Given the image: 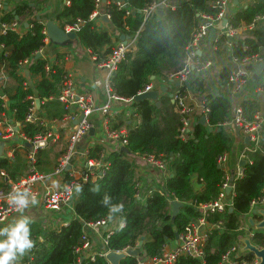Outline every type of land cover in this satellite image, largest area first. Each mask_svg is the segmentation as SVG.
Masks as SVG:
<instances>
[{
	"label": "trees",
	"instance_id": "1",
	"mask_svg": "<svg viewBox=\"0 0 264 264\" xmlns=\"http://www.w3.org/2000/svg\"><path fill=\"white\" fill-rule=\"evenodd\" d=\"M103 1V12L108 16L110 30L99 28L94 20H89L93 0H69L67 5L63 3L54 20L61 28L78 25L74 43L85 49L95 64L106 60L119 41V35H127L129 38L135 35L132 49L124 53L109 78L111 90L117 96L128 99L127 102L116 103L128 105L129 117L119 113L107 118L108 129H124L121 138L125 140L126 151L119 148L111 150L105 159L108 167L104 175L81 184L71 201L74 217L66 226L56 229L29 218L33 221L30 224V238L34 245L16 264L75 262L78 254L74 248L81 243L82 224L101 217L123 222L122 227L112 230L103 249L122 251L132 248L142 237L137 257L158 255L165 242L174 239V233H180L188 222L202 212H205L208 223L220 222L218 228L209 229L202 244L204 264H215L228 247L239 242L244 234L240 217L249 211L250 202L261 195L264 185V129L257 147L244 154L242 177L233 182L230 199L232 211L228 212L227 206L222 212L204 211L201 206L217 198L223 181V170L217 165L216 156L228 151L232 139L227 127L217 126L230 119L232 105L227 88L229 68L224 67L218 72L219 83L225 87V91H220L218 95L207 92L203 96L209 109L207 126L194 123L192 138L188 140L176 137L178 115L166 95L159 96L158 106L148 100H132L150 82V76L161 79L183 66L182 60L189 48L197 19L195 14L215 13L216 9L210 5L213 0H172L171 6L158 8L145 18L139 10L152 0H126V8L131 10L127 15L124 14V8H117L114 0ZM41 4L42 0H19L0 16V22L16 21L23 28L21 33L5 30L0 34V63H4L5 71V76L0 77V127L6 126L5 120L13 125L17 123V135L26 139H31L36 133L51 130L49 122L61 120L68 114V109L57 100L60 87L67 79V71L62 66L63 55L56 53L51 63L40 55L34 56L43 46L45 38L42 33L43 22L34 18ZM260 14H264V0H248L244 8L228 16L227 25L232 28L246 25L255 15ZM23 22L27 23L26 27ZM226 38L221 35L216 39V49ZM263 48L264 25L243 30L230 42L231 57L238 60L254 54L264 58ZM24 59H27V63L21 65ZM45 64L50 67L47 72L44 71ZM24 69L28 71L26 78L22 74ZM28 81L32 82L30 86L27 85ZM250 83L264 93V67L253 76ZM192 86L196 93L205 92L204 81L199 77L194 78ZM31 98H38L39 105L35 113L37 119L28 122L25 117ZM240 106L246 119H250L258 109L257 103L250 99L241 101ZM41 120L46 121V125L41 124ZM207 127H212L213 131L207 132ZM3 134L4 131H0V136ZM62 134L63 130L57 129V139L54 142L48 141L36 153L34 165L37 171L45 172L55 166L56 157L62 153L65 144ZM18 138L21 142L19 148L25 149L21 136ZM20 149L13 151L12 158L0 157V171L11 181L28 172V164L19 154ZM100 149L99 145H92L87 149V157L95 158ZM148 154L161 160L169 173L150 191L146 185L140 186L137 198L134 186L140 177L135 157ZM62 173L63 182H67L70 177L67 172ZM4 185V181L0 180V187ZM171 198L182 203L173 219H170ZM251 233V243L258 247L264 246V232L251 230ZM240 259L252 264L254 257L244 252ZM135 263V256H125L119 261V264ZM80 264L108 263L104 257L95 256L92 259H80ZM173 264L200 262L180 255Z\"/></svg>",
	"mask_w": 264,
	"mask_h": 264
},
{
	"label": "built area",
	"instance_id": "2",
	"mask_svg": "<svg viewBox=\"0 0 264 264\" xmlns=\"http://www.w3.org/2000/svg\"><path fill=\"white\" fill-rule=\"evenodd\" d=\"M101 0H93V9L90 12L88 18L89 20L99 19L98 16V6ZM172 0H152L150 4L139 10L143 18L148 16L150 13L155 12L159 5L162 7L171 6ZM63 3L67 5L69 0H63ZM230 3V0H213L210 5L213 9H216L215 13H197L196 23L191 33V40L189 43V48L194 49L197 47L203 38L207 35V31L210 27H217L221 19L225 17V12ZM114 4L117 8H124V14L131 13V10L126 8V0H114ZM3 0H0V16L2 15ZM105 17H108L104 13ZM264 25V14L255 15L248 24H246L243 30H251L257 26ZM223 28L218 29V33L213 39L221 36L233 37L237 33V29L230 26H222ZM78 28L77 24L67 25L63 29L66 32L76 31ZM5 30L15 31L21 33L23 31L21 23L12 21L10 23L0 22V34H3ZM44 33V28L42 30ZM216 33V31H215ZM214 37V36H213ZM135 35L131 38H127L125 43L121 41L114 45L106 60L103 63L96 64L98 68L103 72V101L100 104H96L93 101V97L90 94H76L73 89V85L70 81V77L67 74V79L64 81L60 87L59 94L57 95V100L64 104L65 108L68 109V114L62 119L67 121H74L77 119L79 114H82V118L73 126V128L68 132L65 138V144L63 146L62 153L57 157L56 164L53 168L51 175L59 176L62 172H67L70 179L67 182H63L60 185L48 186L44 191L39 192L38 185L44 183L47 175L35 169L34 160L36 153L44 147L48 141L54 142L57 139V133L52 130H46L44 133H36L31 139H26L21 136V139L28 144V148L25 151V161L28 164V172L22 177L15 181L7 179L3 171H0V179L3 180L5 185L0 187V225L5 221L12 219L13 216L18 213L14 207H10L8 204V196L13 193V188H18L21 191H27L29 193V205L32 204L31 200L35 197L37 203L49 211L57 212L61 207L67 205L72 201L74 193L80 188L81 184L88 179L101 178L107 167L108 163L105 160L106 156L110 151H107L104 146L97 152L95 158L87 157V149L84 153V160L81 162L76 158L75 144L82 138L88 131L89 128L93 126L91 121V115L93 113H99L102 117L103 130L105 136L109 139H114L118 143V146H124L125 140L121 138L123 130H110L107 126V118L111 115V109L116 102H127L128 99L121 98L117 96L110 88L109 78L113 74L116 64L122 59L124 53L132 49L134 43ZM264 51V48H263ZM36 52H41V48ZM190 50V55H192ZM263 58L257 54L244 57L240 60L235 57H230V60L234 63H243V68L234 67L230 68L227 74V87H228V97L231 98V93L239 92L242 90L243 86L248 82L249 78L252 76L251 65L255 62L261 61ZM27 59H24L21 65L26 64ZM209 65V62L198 63L191 62L184 64L179 70L169 75L172 80H175L179 85H183L189 76L196 73L199 74L201 71L205 70ZM4 63H0V77L5 76ZM49 64L44 65V71L49 70ZM152 88L151 83L145 84L138 93H142ZM34 99L31 98L30 107L28 108V113L26 114L25 121H34L37 119L36 107L34 105ZM171 102L173 105L174 112L178 115L179 125L176 130V137L180 140H188L192 138V128L193 124L197 122L199 116L204 117L205 125L207 126V114L209 112L204 100L202 99L198 104V114L194 113L193 105L187 102L185 97L180 93V91L171 93ZM230 119L228 122L222 124H217V126H223L226 124H231L237 129V131L242 135V137L248 138V144H244L242 151L239 155V160L244 159V154L247 151L254 150L257 147V142L264 129V115L259 114L257 111L253 113L250 119H246L243 116L242 108L239 103L234 104L231 107ZM61 119V120H62ZM41 124L46 125V121L41 120ZM5 136L13 133L17 129L18 124L14 125L12 122L5 120ZM212 129V127H211ZM253 143L254 147H249ZM137 158L146 164V166H152L161 171L165 170V164L153 157L151 154L148 155H138ZM227 161V152H222L216 156L217 165L223 170V166ZM68 165V169L65 167ZM74 174H78L77 177ZM242 166L236 165L231 174L223 170V181L220 184L219 192L217 198L204 204L201 208L204 211L209 212H222L228 203L225 201L226 187H230L232 190L233 182L235 179L242 177ZM140 181L135 182V196L139 198L140 195ZM149 191L152 188L148 189ZM264 203V185L261 188V195L258 199L252 200L250 202V208L254 206H260ZM206 208V209H205ZM68 221H62L60 227L67 225ZM220 222L208 223L206 221L205 212H202L200 216L194 220L188 222L182 231L177 234V239L175 240L174 246L170 248H164L158 255L153 256H136L135 264H173L178 256L183 255L187 257H192L198 259L200 264H204L202 259V244L207 237L209 229L218 228ZM123 226V222L107 219L104 217L98 218L94 221L84 222L82 224V234L80 237L81 243L74 248V251L78 254V259L70 264H80V259L89 258L92 259L95 256L104 257L108 250L103 249L106 245L107 237L110 235L114 228H119ZM53 227H57L53 225ZM88 232L97 233L100 239V248L98 250L92 249L91 238L88 237ZM251 232H248L249 237ZM136 245V244H135ZM241 244L238 242L236 244L228 247L220 256V259L215 264H247L243 259H240V255L244 252L238 253L239 246ZM125 250V249H124ZM122 250V251H124ZM255 262V258L253 263Z\"/></svg>",
	"mask_w": 264,
	"mask_h": 264
},
{
	"label": "crops",
	"instance_id": "3",
	"mask_svg": "<svg viewBox=\"0 0 264 264\" xmlns=\"http://www.w3.org/2000/svg\"><path fill=\"white\" fill-rule=\"evenodd\" d=\"M17 1L19 0H3L4 4L6 5V10L9 9ZM27 1L32 2L33 0H27ZM42 1H43V4L39 5L40 10L36 13V15L38 16V19L42 21L43 24L48 19H52L53 22L57 24L56 21L54 20V16L60 11L61 6L63 5V0H42ZM247 1L248 0H236V2H233V0H230V3L225 12V17H226L225 26H228L227 25L228 16L234 13L235 11H237L238 9L244 8ZM104 4L105 2L101 0L98 6L99 19H95L94 22L96 26H98L99 28L110 30L108 27V22H107L108 17H106L105 20L101 18L102 15L104 14L103 12ZM196 16H197V13L195 14V17ZM244 26L245 24H241L240 26L235 27L234 29L238 30L237 33L231 38L227 37L226 40L224 39L222 42L223 44H221L220 47L216 49L217 47L214 44V42L216 41H214L213 39L217 35L218 29L223 28L222 25L219 23V25H217V27L215 28L216 33L214 34L212 41H208L207 35H206L197 47H194V49H191V48L187 49L186 56L182 60L183 65L187 63H191V62H198V63L209 62V65L206 67L205 70L201 71L199 74L194 73L191 76H189L187 81L183 85H175L176 81L172 80L170 76H167V75L166 77L161 78V79L160 78L151 79L149 77L150 79L149 83H151L152 88L160 86V85L165 86L166 91H164L160 95H166L167 98H169L168 97L169 93H174L177 91L182 92V95L185 97L187 102L193 105L194 113L198 114V110H197L198 104L200 103V101L203 99V96L207 92L212 94L215 91L217 93H219L220 91L222 92V90L225 91V87L219 83L218 72L222 70L224 67H227L229 69L234 68V67L243 68L242 67L243 63L239 61L234 63L230 60V57H231L230 42L232 38H234L235 36L237 37L243 32ZM74 40L75 38L63 44H56V43L49 41L48 38L45 36L43 40V46L41 47L40 56L46 59L48 63H51L53 62L56 53L62 54L63 55L62 66L67 71V74L70 77V81L73 85L74 92L76 94H90L93 97V101L96 104H100L103 101V97H104L103 96V85H102L103 72L93 62L92 56H90L89 53L85 49H83L78 44L75 45ZM118 42H120V40L117 41L115 44H117ZM190 50L193 52L192 55H190ZM23 71L24 70H22V74H23ZM195 77H199L204 81V86H205L204 93H196V91H194L192 82ZM251 77H253V75ZM250 78L248 80L249 83L248 84L246 83L243 86L241 91L231 93V98L229 96V100L232 106L237 103L240 104L241 101L245 99L253 100L258 105L257 112L259 114L264 115V93L258 87L250 83L251 82ZM31 83H32L31 81H28L27 85L30 86ZM170 100L171 99L169 98V102ZM111 110L112 111H111L110 116L123 113L126 118L129 117L130 111H129L128 105L126 104L115 103ZM90 118L93 123V126H92L94 129L93 135L82 137L75 144L76 158L77 160L81 162L84 160L85 150L90 148L92 145L99 144L101 146H104V148H106L107 151L118 149L120 147L118 146V143L116 142V140L109 139L105 136V132L103 130V124H102L103 120L99 113H96V112L93 113ZM127 123H129V121ZM48 124L50 125L51 130L54 133H57V129L63 130L62 140L64 141H65V138L68 132L75 125L73 121H67L66 119L52 121V122H49ZM223 127L224 128L227 127V131L229 132L232 138L230 145H229V149L227 151V161L225 165L223 166V170L231 174L235 166L238 164V161H239L238 158L240 155V150L238 149L240 148V145L241 147L244 146L245 144L243 141L244 137H242V135L237 131V129L233 127L231 124L223 125ZM122 130L124 131V129ZM0 131H4V134L0 136V140L4 142V146L0 154V157L4 156L7 158H12L13 151L16 149H20L19 147H21V142L18 138L20 136L17 135L16 130H14L12 134L10 135L6 134L5 136V133H6L5 127L4 128L0 127ZM211 131H213V129ZM23 143L26 146L25 149L27 150L28 144L24 141ZM25 149L19 150L20 151L19 154L22 156L24 161H25L24 155L26 151ZM135 162L138 166V175L140 177V180H139L140 184L141 186L146 185L147 189L154 188V186L160 183L162 179L169 173L166 168L165 170L161 171L152 166L151 167L146 166V164H142V162L137 157H135ZM53 168L54 167L52 166L45 172H42V173H45L47 177L44 180V183H41L38 185L39 192L44 191L48 186L60 185L63 183V173L60 174L59 176L50 174L53 171ZM5 176L8 178L6 174ZM74 176L77 177L78 174H74ZM68 177L70 176L68 175ZM231 195H232V190L230 189L228 193H225L226 202L231 199ZM141 197H143V195ZM171 199H174V198H171ZM248 215H250L249 211L240 217V223L242 224L241 226L244 231L243 236L247 235L248 232H251V230H248V227H249L247 223ZM21 216H26L33 220L39 221L42 225H45V226L55 223L57 226L55 228L57 229L60 226V223L62 221H69L70 219L74 217V214L71 209V205H68V204L61 207L60 210L57 212L49 211L45 209L44 207H42L39 203L30 204L28 207H26L23 210L22 213L18 212L13 216L12 219L5 221L2 225H0V228L10 226L16 220L21 218ZM242 221L244 222V224L242 223ZM51 226L52 228H54L53 225ZM88 237L91 238L92 249L98 250L100 247V239H99L98 234L88 232ZM174 244H175V239L168 240L165 242L164 248H170L174 246Z\"/></svg>",
	"mask_w": 264,
	"mask_h": 264
},
{
	"label": "water",
	"instance_id": "4",
	"mask_svg": "<svg viewBox=\"0 0 264 264\" xmlns=\"http://www.w3.org/2000/svg\"><path fill=\"white\" fill-rule=\"evenodd\" d=\"M233 2H236V0H233ZM158 8L160 9L162 8V6L159 5ZM3 9L6 10V5L4 4V2H3ZM14 18L17 19V16L15 15ZM34 18L38 19V16L35 15ZM101 18L104 20L106 19L104 14L102 15ZM220 24L222 26L226 24V17H223L221 19ZM23 26L26 27L27 23L23 22ZM44 34L48 38L49 41L56 43V44L66 43L68 41L73 40L76 36L74 31H69V32L64 31V29L58 26L57 24H55L52 19H48L44 22ZM214 34H215L214 27H210L207 31V40L212 41ZM127 37H128L127 35L121 34L119 35V40L122 43H125V41L127 40ZM39 55H40L39 52H35L34 56L38 57ZM263 67H264V58L261 61L255 62L254 64L251 65L250 68H251L252 75L253 76L257 75ZM23 74H24V77H26L28 74V71L24 69ZM150 78L152 79L153 76H150ZM252 80H253V77L250 78V81ZM175 85H179V83L175 82ZM164 91H166V87L160 85L157 87H153L142 93H137L136 95L132 97V100L133 101L148 100V101H151L155 106H158L159 105L158 96ZM212 94L218 95L216 91L213 92ZM168 97L171 98V93L168 94ZM34 105L36 108L38 107L39 105L38 98L34 99ZM81 118H82V114H79L77 119L74 120L73 123L76 124ZM196 123L202 126H205L204 117L200 116ZM211 130H212L211 127H207V132H211ZM93 132H94V129L93 127H91L88 129L87 133L83 137L92 136ZM243 141L245 144H248L247 137H244ZM3 146H4V142L0 140V154L2 152ZM119 150L126 151L124 146L119 147ZM244 163H245L244 159H240L238 161V165L240 166H242ZM65 169L66 170L68 169V165L65 167ZM229 190H230V187H226L224 189V192L228 193ZM227 203H228L227 211L231 212L232 211L231 201L228 200ZM68 205H71V202H69ZM169 206H170V219H173V217L178 212V209L182 206V203L176 199H171L169 200ZM249 214L250 215H248L247 217V223L249 226L248 230H257V231L264 232V203L261 204L260 206L252 207L249 211ZM242 236L239 238V243L241 245L239 246L238 253H241V252L251 253L253 257L255 258V262L252 264H264V246L258 247L252 244L248 234L243 237ZM174 239L175 240L177 239V233H174ZM141 243H142V237L138 239L136 245L132 248H127L124 251L109 250L104 255V259L107 261L108 264H119V261L123 259L125 256H135L136 257L139 253V248H140Z\"/></svg>",
	"mask_w": 264,
	"mask_h": 264
},
{
	"label": "clouds",
	"instance_id": "5",
	"mask_svg": "<svg viewBox=\"0 0 264 264\" xmlns=\"http://www.w3.org/2000/svg\"><path fill=\"white\" fill-rule=\"evenodd\" d=\"M13 193L8 196V204L22 213L29 206V193L18 188H13ZM31 203H37L35 197L32 198ZM32 222L28 217L21 216L10 226L0 228V264H13L33 248L34 241L30 238Z\"/></svg>",
	"mask_w": 264,
	"mask_h": 264
},
{
	"label": "rangeland",
	"instance_id": "6",
	"mask_svg": "<svg viewBox=\"0 0 264 264\" xmlns=\"http://www.w3.org/2000/svg\"><path fill=\"white\" fill-rule=\"evenodd\" d=\"M249 147H254V144L253 143H251L250 145H249ZM241 148V149H240ZM240 148L238 149V150H240V152L242 151V147H241V145H240ZM45 221V220H44ZM242 223L244 224V222L242 221ZM241 224V223H240ZM51 225H56L55 223H53V224H51ZM242 225V224H241ZM19 260V259H18ZM18 260H16V261H14V262H17ZM13 262V264H16V263H14Z\"/></svg>",
	"mask_w": 264,
	"mask_h": 264
}]
</instances>
